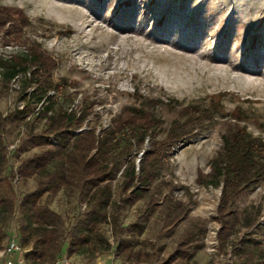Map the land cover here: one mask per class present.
Returning a JSON list of instances; mask_svg holds the SVG:
<instances>
[{
	"label": "rangeland",
	"instance_id": "1",
	"mask_svg": "<svg viewBox=\"0 0 264 264\" xmlns=\"http://www.w3.org/2000/svg\"><path fill=\"white\" fill-rule=\"evenodd\" d=\"M0 4L22 10L31 22L20 29L21 39L11 37L17 39L10 46L0 33V55L39 44L57 61L52 84L61 83L59 93L69 100L66 107L79 110L85 102L93 103L89 123L98 131L108 128L124 107L147 98L179 102L171 103L177 109L155 110L165 123L159 139L182 107L199 103L214 111L212 120L176 148L159 180L157 206L150 207L149 200L129 204L121 193L122 180L111 184L118 206L109 208L110 223L102 232L112 249L94 260L76 255L75 262L111 264L118 259V242L125 240L136 250L155 254L158 264L193 233L194 257L180 264H264V181L252 186L236 205L239 213L257 217V223L250 230L239 228L227 243L218 237L221 189L196 183L199 169L210 171L209 162L223 147L225 124L235 115L242 117L240 123L250 133L264 139V0H0ZM21 81L12 83L0 100L4 116L26 105ZM40 108L33 105L27 115L8 122L4 134L8 149L20 151L11 159L15 169L36 152L20 148L32 127L41 130L44 123H34ZM149 148L148 142L135 158L142 159ZM37 184L36 179L19 182V191L30 193ZM167 197L195 203L188 218L171 230L163 228ZM44 203L62 215L67 230L86 210L76 193L65 190L46 196ZM245 238L251 243L243 244ZM68 243L67 238L62 256L67 255Z\"/></svg>",
	"mask_w": 264,
	"mask_h": 264
},
{
	"label": "trees",
	"instance_id": "2",
	"mask_svg": "<svg viewBox=\"0 0 264 264\" xmlns=\"http://www.w3.org/2000/svg\"><path fill=\"white\" fill-rule=\"evenodd\" d=\"M31 25L26 14L17 8L0 4V33L10 42L21 39V28ZM17 38H11V37ZM57 61L42 47L33 43L21 52L0 55V100L12 83L22 80L23 101L26 105L7 116L0 110V249L17 226L24 257L29 264H55L62 256L68 238L67 256L84 255L94 260L97 255L109 252L111 243L102 228L110 223L109 208L118 206L111 184L121 182L124 201L137 204L149 200V206H157L160 198L159 180L167 170L176 148L185 145L194 131L204 122L212 120L210 106L190 104L181 108L164 138L159 139L164 121L155 110L160 107L177 109L174 99L147 98L140 105L122 109L111 120L108 128L98 131L90 126L89 119L95 111L93 103L82 105L79 110L68 109L69 100L61 95V83L52 84ZM64 85H67V81ZM63 85V86H64ZM53 89V94L51 90ZM41 105L34 123H44L40 131L32 127L22 142L36 152L11 165L13 156L20 151H9L5 139L8 122L17 115H27L32 106ZM242 117L235 115L226 122L222 134L223 147L209 162L210 171L198 170L196 183L200 187L221 189L218 207L219 241L227 243L240 229L250 230L257 217L238 212L239 198L252 186L264 181V139L254 136ZM87 127V129H86ZM150 148L142 159L135 158L147 143ZM38 180L37 187L27 194L19 191V182ZM169 186V184H166ZM62 190L77 194L80 205L86 210L76 225L66 229L62 215L44 203L46 196H57ZM168 212L164 229L171 230L190 215L195 204L165 198ZM193 233L186 234L175 251L158 264L189 263L197 246ZM247 238L243 244L251 243ZM118 260L125 263L155 264V254L136 250L130 242L120 240L115 248Z\"/></svg>",
	"mask_w": 264,
	"mask_h": 264
},
{
	"label": "built area",
	"instance_id": "3",
	"mask_svg": "<svg viewBox=\"0 0 264 264\" xmlns=\"http://www.w3.org/2000/svg\"><path fill=\"white\" fill-rule=\"evenodd\" d=\"M26 250L21 246L17 229L14 227L11 230L9 237L3 248L0 249V264H29L24 257ZM55 264H78L73 258L60 256ZM111 264H122L118 259L114 258Z\"/></svg>",
	"mask_w": 264,
	"mask_h": 264
}]
</instances>
